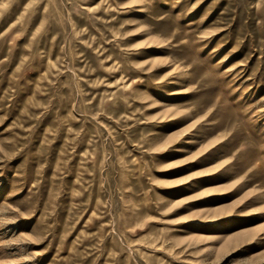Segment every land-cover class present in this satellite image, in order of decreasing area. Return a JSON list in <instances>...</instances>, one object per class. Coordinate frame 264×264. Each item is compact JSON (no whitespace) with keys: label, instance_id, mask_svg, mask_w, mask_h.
Returning <instances> with one entry per match:
<instances>
[{"label":"rangeland","instance_id":"obj_1","mask_svg":"<svg viewBox=\"0 0 264 264\" xmlns=\"http://www.w3.org/2000/svg\"><path fill=\"white\" fill-rule=\"evenodd\" d=\"M0 264H264V0H0Z\"/></svg>","mask_w":264,"mask_h":264}]
</instances>
